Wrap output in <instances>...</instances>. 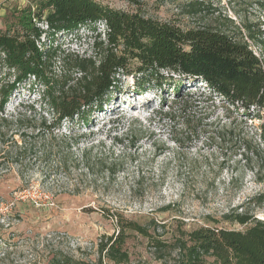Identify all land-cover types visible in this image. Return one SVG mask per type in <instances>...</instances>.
<instances>
[{"label": "rangeland", "instance_id": "rangeland-1", "mask_svg": "<svg viewBox=\"0 0 264 264\" xmlns=\"http://www.w3.org/2000/svg\"><path fill=\"white\" fill-rule=\"evenodd\" d=\"M97 1L183 28L225 30L264 60V0ZM37 5L38 0H0V31L22 30L28 22L46 28L34 16ZM104 29L102 23L81 26L59 33L52 44L69 54L99 58L95 47L105 38ZM40 44L49 46L51 39L42 37ZM135 66L131 61L127 73L119 75L105 111L93 116L92 129L73 131L69 123L56 131L58 136L85 134L62 167L57 166L62 155L43 157L48 145L28 137L27 144L22 142L21 134L31 131L15 124L0 126V264H47L59 253L97 261L99 242L117 230L115 218L105 212L149 225L154 236L168 243L182 230L202 226L246 228L227 221L226 214L244 211L264 220L259 130L264 108L243 116L242 110L210 97L202 84L183 89L182 99L167 86L163 92L151 88L140 94L134 91ZM55 70L63 71L60 63ZM10 77L0 72V82ZM39 89L22 83L13 90L5 107L8 118L25 113L39 98ZM187 102L196 106L181 107ZM195 113L188 124L186 119ZM45 116L52 118L47 112ZM13 139L24 148H17ZM67 149L61 146L64 153ZM129 234L131 264L173 263L176 250L157 253L146 237Z\"/></svg>", "mask_w": 264, "mask_h": 264}, {"label": "trees", "instance_id": "trees-1", "mask_svg": "<svg viewBox=\"0 0 264 264\" xmlns=\"http://www.w3.org/2000/svg\"><path fill=\"white\" fill-rule=\"evenodd\" d=\"M34 16L46 28L24 22L22 30L0 31V72L11 76L0 82V126L15 124L31 131L21 134L22 142L27 144L28 137L40 141L44 148L48 145L42 155L45 159L62 155L58 167L74 155L72 146L85 134L58 136L56 131L69 123L73 131L82 126L92 129L96 124L93 116L105 111L103 105L108 104L120 82L119 75L127 73L131 61L136 62L134 91L140 94L151 88L163 92L167 86L170 93L182 99L183 89L202 84L210 97L242 110L243 116H252L253 111L264 108V60L247 42L225 30L209 25L183 28L97 0H38ZM101 23L105 26V38L96 43L95 50L101 51L99 58L69 54L52 44L59 33ZM45 36L51 39V45L40 44ZM57 63L63 68L60 73L55 70ZM22 83L29 85V89L40 85L39 98L25 113L9 119L6 104ZM194 106L187 102L181 107ZM45 112L52 114V118L48 119ZM195 118L196 113L186 122L190 124ZM259 130L264 143V120ZM8 141L3 140L4 144ZM13 142L17 148H24L17 140ZM62 145L68 148L65 153L61 151ZM105 215L115 218L117 230L104 235L99 242L97 261L59 253L47 264H131L126 249L129 232L146 237L157 253L176 250L171 264H264V220L248 212L225 215L227 221L246 226L244 230L202 226L182 230L173 243L154 236L149 225L119 212ZM164 257L165 254L159 256Z\"/></svg>", "mask_w": 264, "mask_h": 264}]
</instances>
